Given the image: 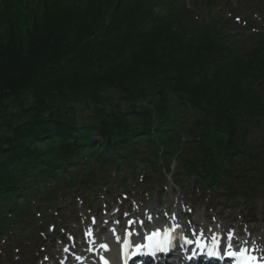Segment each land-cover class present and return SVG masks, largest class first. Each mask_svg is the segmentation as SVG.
<instances>
[{"label":"trees","instance_id":"obj_1","mask_svg":"<svg viewBox=\"0 0 264 264\" xmlns=\"http://www.w3.org/2000/svg\"><path fill=\"white\" fill-rule=\"evenodd\" d=\"M156 8L162 11L159 0L2 5L0 232L28 220L34 191L83 158L139 164L144 145L155 161L159 149L171 153L181 126L202 139L211 168L241 159L248 165L242 183L264 181V146L255 133L264 120V44L246 57L220 59L226 46L195 28L190 13L158 15ZM120 105L130 110L108 113ZM189 154V162L178 156L187 169L201 162Z\"/></svg>","mask_w":264,"mask_h":264},{"label":"rangeland","instance_id":"obj_2","mask_svg":"<svg viewBox=\"0 0 264 264\" xmlns=\"http://www.w3.org/2000/svg\"><path fill=\"white\" fill-rule=\"evenodd\" d=\"M230 5H227L226 0H217V8L219 9V11L222 13V15H224V17H229V11H228V7L232 8V9H238L240 12L238 14H234L233 16H231L232 18V22L235 23L234 19L236 17H239V19H241L239 22L240 23H236V27H234L235 29H231V28H223V32L227 35H235V37L237 39L241 38H246L248 36H250V34H252L253 30H251V28H264V0H228ZM186 2V1H185ZM187 4L191 5V0L186 2ZM236 16V17H235ZM245 21V25L243 23V21ZM249 22V24H248ZM256 31H254L255 34ZM258 33V32H256ZM263 32H260V34H262ZM152 180L156 179V176H152L151 178ZM161 186H164L162 189H158L159 187H155L153 190H151L150 187L144 186L142 185H135L132 184L131 182H128L125 187H119L118 183L113 181V180H109L107 181V185H106V192L108 193L107 196L109 198L115 199V198H119V200H121V194L127 193L129 195H136L138 192H135V190H133L134 186H137L139 190H146V191H150V195L148 196V201L145 200V205H155L156 203V199H157V195L159 194V192L162 190L164 191V194L166 193L167 195V199L169 203H172L177 196L173 195L171 193V190L174 192L175 190L170 188L167 189V186L169 188V185L165 186V182L164 180H161ZM186 186V185H185ZM187 190L192 192L194 194V197H196L198 195V191L197 190H193L191 187L186 186ZM177 189H179V187H177ZM102 193L104 192V190L101 189H97L94 193ZM81 191H77V192H73V191H69L67 193L64 194V199L61 201L60 199L57 201L56 204V208L59 207L61 208H65V212L63 214V217L61 219L60 222H66L68 224L69 227H74V225L72 224V220H73V215L70 216L69 211H68V206L69 207H74V211L77 214H79V207H80V203L79 200L77 199L78 197H81ZM105 196V195H103ZM91 198V195L88 196V199ZM99 200L101 199L100 197H98ZM188 198V197H187ZM105 199V198H104ZM188 200L190 201L191 199L188 198ZM194 205H205L206 201L205 200H197L196 202H192ZM210 205H216V203H210ZM201 213V210H200ZM49 213L47 212L46 214V219L47 221H49ZM52 216H55L54 211L51 212ZM264 219V217H263ZM50 221H52L53 223V219L51 218ZM259 231L261 232V229L259 228ZM262 235L259 234V237H261ZM39 237L41 238V236L39 235ZM39 241V240H37ZM28 251H30L29 254H33L35 252L39 251V245L35 244V246L33 247L32 245L29 246V248L27 249V253ZM36 264V263H35Z\"/></svg>","mask_w":264,"mask_h":264},{"label":"snow or ice","instance_id":"obj_3","mask_svg":"<svg viewBox=\"0 0 264 264\" xmlns=\"http://www.w3.org/2000/svg\"><path fill=\"white\" fill-rule=\"evenodd\" d=\"M147 239L149 240V244L147 245H136V251L140 254H150L153 257L157 255L158 252L167 253L170 251L173 247L172 245V236L169 232H165L163 238L160 237L159 233H153L151 236H148ZM228 239H232V234L229 233ZM186 244H192L193 241L185 239ZM196 245L198 248H201L202 250L206 249L207 255L212 256H218L219 255V248L216 242V239H213V245L207 246L206 244L202 243L200 240L196 241ZM130 243L126 240L124 245V251L127 255V249L130 247ZM105 249L107 248L106 245H102ZM147 250V252H144L143 250ZM245 249H241L239 252H233L231 250V245H229L228 249L225 251V255L229 257H237L241 264H255L256 258L247 256ZM135 254V253H134ZM105 264H108V261L105 260Z\"/></svg>","mask_w":264,"mask_h":264},{"label":"bare ground","instance_id":"obj_4","mask_svg":"<svg viewBox=\"0 0 264 264\" xmlns=\"http://www.w3.org/2000/svg\"><path fill=\"white\" fill-rule=\"evenodd\" d=\"M138 216L141 217V214H138ZM108 221L110 223H112L111 216H108ZM78 222H79V224H78V228L76 230V236L77 235H81L82 232L84 231L82 226H81V224H80V221H78ZM107 225H108V223H106V225L103 226L99 230V232L106 231ZM147 227L148 228L145 231L156 228V227L150 226V225H148ZM115 231H117V233H119L117 228H115ZM137 231L138 230H131V236H132V238H134L133 241H136V232ZM153 233L154 232H151V231L148 232L149 235L150 234L152 235ZM146 234L147 233H144L143 235H146ZM108 235L112 236L110 233ZM108 235L99 236V237L95 238L94 240H91V239L88 238V241H87L88 243H84V242L80 241L79 238H77L78 242L76 244H74L73 246H68L66 249H63V250L56 249V250L53 251V254H54L56 259L60 258L62 254L65 255L64 262H62V259H61L58 264H74L75 261L77 260L75 258L78 257L79 255H81L85 251V249H87L88 245H93L92 248H94V247L98 246L100 243L106 242L108 240ZM118 241H120V237L118 238ZM51 243L52 244L48 245L49 248L53 247V244H54V240L53 239H51ZM41 256H42L41 254L38 255V257H41ZM198 259L199 258H196L195 260H198Z\"/></svg>","mask_w":264,"mask_h":264}]
</instances>
